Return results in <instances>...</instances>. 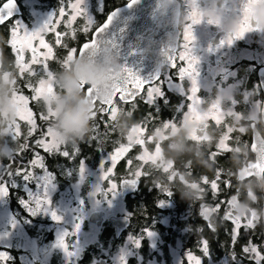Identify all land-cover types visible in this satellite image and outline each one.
<instances>
[{"label": "flooded vegetation", "instance_id": "flooded-vegetation-1", "mask_svg": "<svg viewBox=\"0 0 264 264\" xmlns=\"http://www.w3.org/2000/svg\"><path fill=\"white\" fill-rule=\"evenodd\" d=\"M4 2L6 0H0V6ZM14 2L20 13L0 26V37L2 34L7 36V28L18 20L27 23V29L35 31L33 20L37 19L44 25L49 19H42L44 13H49L50 17L55 14L58 16L59 9L64 6L59 4L63 2L62 0H14ZM129 2L131 0H84L82 8L84 19L91 22V29L95 30L105 23L108 25L102 33L105 44H99L101 52L94 60L115 59L118 71L119 68H128L137 76L145 72L146 59H158V65L164 61L157 80L163 96L156 99V105L162 98L163 101H167L166 98L173 97L176 103L172 111H175L177 120L180 121L182 110L188 105L187 96L192 85L187 78L182 81L177 79L178 70L170 66L168 55L175 54L183 44L184 29L190 23V13L195 9L201 18V23L192 27L195 38L193 55L198 60L197 95L200 96L198 98L201 100L203 114H209L215 106L218 111L224 113V120L219 127L210 122V127L203 132L202 145H195L192 139L186 138L183 129L179 131L183 132L188 143L194 144L195 149L191 153H186L185 159L171 160L162 156L164 166L166 160L176 161L178 175L174 182L169 183L166 174L155 171L151 166L145 171L152 174L138 180L137 188L125 196H121L122 189L118 186L115 194L117 198H113L111 193L107 192L106 182H102L99 191L102 189L105 192L106 203L99 210L90 213H80L84 205L71 198V193L67 195L63 193L65 185L70 186L73 179L65 177L62 155L42 153L44 169H36L33 178L29 180H25L23 176L6 179L5 176L9 170L12 172L15 165L12 169H6L4 176L0 178V184L5 185L7 191L5 214L0 213L4 214L0 215V233L8 231V243L0 241V255L7 259L0 264H121V256L124 257V264H184L188 253L201 257L203 264H232L230 257L232 225L222 219L227 206L223 205L219 213L210 214L209 222L216 228L214 232L208 229L207 222L200 215L202 204L211 206L230 198L232 194L235 195L237 202H231L228 208L230 214L241 220L250 217L257 222L254 230H241L234 250L236 264H241L239 260V257L243 256L241 246L249 239L260 245V250L264 252V187H262L264 176L241 178V171L248 167L251 159H254L246 142L250 143L255 131L264 138V0H255L250 6L248 0H160V8L167 17L172 15L177 17L173 20L167 18L162 22H154L145 27L141 22L129 21L128 15L119 11ZM45 4L49 5L40 7ZM245 6H249L248 22L253 30L245 33L240 39H233L231 45L222 44L221 41H226L240 30L242 23L240 11ZM110 16L111 21L108 22ZM65 23L66 17L59 26V31H66ZM83 24V19L75 22L76 39L73 41L65 37V43L79 48L90 39L91 31L85 38L79 31ZM68 31L70 33L71 30ZM46 38L49 43H54V36L48 35ZM104 39H101L102 43ZM5 40L7 39H0V50L3 51V56H0L2 65L0 73L6 72L4 63L7 67L14 65L11 51L4 45ZM104 47L108 49L102 51ZM56 53L62 60L65 50L56 49ZM26 59H30V53H26ZM77 59L63 69L60 68L59 62L55 63L57 76L62 72L73 71V63ZM177 65H180L178 60ZM148 66L153 65L149 63ZM12 68L15 70L14 66ZM118 71L113 73L109 68L107 77L114 76ZM76 83L77 88L85 96L80 88V82ZM136 103L139 107L134 115L129 117L127 113L119 114L114 125L141 122L144 118L142 107L145 103L139 98ZM119 106L131 109V105ZM97 119L102 120L100 117ZM94 122L101 123L98 120ZM201 123L203 122H198L196 126ZM221 125H237L238 128L232 131L233 146L237 144V140H241L244 141L246 150L243 155L239 150H231L230 153L218 157V162L214 163L208 159L207 153L210 149L215 150L219 136L226 134V129L220 131ZM197 129L196 127L195 131ZM32 154L23 153L25 161H28ZM187 161L192 162L191 176L187 175L184 167ZM0 162L8 164L9 158ZM217 167L225 170L218 196L214 197L210 188L205 185H201L207 189L205 193H202L200 188L190 187L191 183L204 175L209 179L214 178ZM42 175L53 179L52 183L47 182L52 185L53 192L46 193L49 201L46 207L60 205L63 208L65 203L67 207L74 206L77 209L75 213H69L68 209L66 211L55 209L54 212L59 217L58 222L52 219V208L45 211L44 207L37 213L34 207L36 194L33 189H38L36 180L38 181ZM122 178H128L124 160L119 163L115 172L116 180ZM226 179L232 180L231 189L223 186V180ZM157 182L168 188L171 196H165L162 191L155 188ZM27 187L31 195L25 191ZM8 188L16 190L17 197H9ZM44 194L41 192V196ZM62 197L67 200L62 202ZM25 201L28 203L24 204ZM110 201L112 207L108 206ZM128 204L135 206L131 209L126 207ZM118 206H123L124 211H118ZM113 217H125L129 221L126 229L118 236L115 233ZM76 224H79L78 231L75 229ZM146 231L152 235H145ZM65 233L67 252L57 244ZM203 239L208 242V254L204 258L198 250ZM132 240H139V247H135ZM33 244L37 247H33ZM242 264L250 262L245 258Z\"/></svg>", "mask_w": 264, "mask_h": 264}, {"label": "snow or ice", "instance_id": "snow-or-ice-1", "mask_svg": "<svg viewBox=\"0 0 264 264\" xmlns=\"http://www.w3.org/2000/svg\"><path fill=\"white\" fill-rule=\"evenodd\" d=\"M83 0H65V5L59 9V15L49 17L48 21L43 25L42 28L35 31H28L22 25L13 24L9 28V36L6 40L5 47L12 53L15 68V79L13 80V92L12 102L15 104L18 110L17 121L14 130L8 135L7 139L11 141H19L23 136L21 131V122L27 125V136L24 137L25 142L19 145L18 150L13 156H22L29 148L32 149V157L27 161V166L18 167L15 170V175L23 176L25 180L33 178L36 169H44L43 154H58L66 158L75 155L76 148L69 153L66 147L62 148L61 144L55 138L51 123L56 116V112L48 106V101L55 99L60 89L56 85V76L50 65L51 62H59L60 68H67L71 61L74 59H88L93 61L94 58L101 52L99 44L101 41L98 40L100 33L108 26L105 23L103 26L91 29V22L84 19L83 9L81 7ZM136 0H131V3H135ZM255 3V0H248V5ZM14 0H6L0 6V26L5 25L12 17L14 9ZM131 6V4L129 5ZM249 6H245L241 9L240 14L242 16V23L240 30L234 35L229 37L226 41L221 43L232 44L233 39H240L245 33L252 31V26L248 22ZM67 18V23L64 24L66 29L65 32L59 31V26ZM78 19H83L84 24L79 31L83 34H88L91 31L90 39L85 41L79 48L72 47L65 43V37L71 40L76 39L77 29L75 28V22ZM190 23L185 27L183 33V44L180 49L175 53H169L168 61L173 69L178 70V80H184L187 78L191 81L190 92L187 96L188 105L187 110L183 115L184 119H193L196 121H202L200 127L194 132L192 140L197 143L204 142L203 132L210 127V122L214 123L215 126L219 127L224 120V113L218 111L213 106L212 111L209 114H201L197 112L196 105L201 100L198 98V88L196 87L197 82V70L196 65L198 63L197 58L193 55V44L194 36L192 32L193 25L201 23V18L198 12L194 9L190 13ZM111 21V16L109 21ZM211 23V21H209ZM68 30H71L70 33ZM54 36V43H49L47 36ZM56 49H64L65 55L61 60L57 56ZM104 47L102 51L107 50ZM88 53V57L85 58V53ZM26 53H30V59H26ZM0 56H3V51L0 50ZM177 60L180 65H177ZM35 66V67H34ZM29 79L24 84H19L20 80H24L25 77ZM31 78H36V82L33 83ZM109 80L108 85L101 89L95 85L87 86L83 80L80 81V88L87 97L86 102L89 105V119L94 121L97 117L103 120L105 126V136L109 135L114 131V124L119 114L127 113L129 117L134 115L135 110L139 107L136 103L139 98L143 103L148 104L150 107L153 106L156 98L161 96V85L158 81L153 83H146L141 80L131 69L119 68V71L113 76L107 77ZM23 89H27L31 95H26ZM106 93V94H102ZM43 103L45 105V111L39 113V120L45 122V126L41 127L37 123V113L34 112L31 104ZM124 104L125 106L131 105V109L127 107L121 108L119 105ZM106 117V119H104ZM155 117L148 114L139 123H136L129 130V135L126 137L127 143H118L109 154L107 158V167L103 171L100 179L107 184V192L113 196L116 194L118 186L128 184L129 186H135L137 181L142 177H148L152 173L145 171L146 168L151 166L155 171H162L166 174L168 182L172 183L176 180L178 170L176 169V161H168L166 166L162 164V151L163 141L166 137L161 136L160 141L154 140L155 135H160L162 131L168 129L175 130L176 123L174 121L162 122L161 127L154 129V135H146L147 123L154 120ZM112 123H109V122ZM91 130L93 132L92 139H98L99 124H92ZM225 136L217 141L215 150H209L207 153L208 159L214 163L218 162V157L230 153L232 145L230 141L233 140L232 128L226 127ZM38 138L32 140L31 138L37 135ZM31 141V143H29ZM248 149L253 154L254 159L249 161L248 167H246L242 173L241 178H250L252 176H264V138H261V142H257V139L253 137L250 143L246 142ZM147 145H152L150 149ZM135 147H138L140 151L134 156L129 158V153L133 151ZM39 149L40 151H37ZM43 153V154H42ZM125 161V169L128 173V178H122L120 180L115 179V172L119 163ZM14 162V161H11ZM104 167V165H101ZM187 175L191 176L192 173V162L187 161L184 165ZM12 175L11 170L7 173ZM225 176V170L217 167L215 169L214 178L209 179L208 176L204 175L199 180L190 184L193 189L200 188L202 193H205L207 189L201 185L208 186L211 190V194L216 197L219 195L221 190V180ZM51 178L47 175L44 176V181L47 183ZM183 182V176L180 177ZM223 186L231 189L233 187L232 180H223ZM155 188L162 191L165 196H171V191L160 183H155ZM5 191V185L0 184V193ZM235 199V195L232 194L230 198L220 201L217 204L208 206L205 204L201 205L200 215L207 222L208 229L212 232L216 230L215 226L209 222V216L212 213H219L221 207L226 205V209L222 219L229 222L232 225L230 232V248L232 249L230 257L232 264H236L237 257L235 256V245L239 240L241 230L249 231L254 230L257 227V222H254L252 218L246 217L244 220L240 218H234L228 208L231 202ZM49 203L47 200V194L45 191L44 196L37 197L35 199V209L38 211L42 206H46ZM163 202H161V205ZM52 219L59 221V217L53 211L51 213ZM75 229L79 230V224H76ZM145 235L151 236L152 233L145 232ZM67 233H65L58 241V246L68 251V245L66 243ZM132 244L135 247H139V240H132ZM260 245L249 239L247 243L241 246V252L243 256L239 257L242 262L247 258L250 264H264V252L260 250ZM203 258L208 254V242L206 239L200 241V247L198 249ZM7 257L0 255V262H3ZM121 264H124V257L121 256ZM187 264H203L201 257L188 253L185 257ZM184 261V264H185Z\"/></svg>", "mask_w": 264, "mask_h": 264}, {"label": "rangeland", "instance_id": "rangeland-1", "mask_svg": "<svg viewBox=\"0 0 264 264\" xmlns=\"http://www.w3.org/2000/svg\"><path fill=\"white\" fill-rule=\"evenodd\" d=\"M62 1L63 2H61L59 4L60 5H65V0H62ZM29 4H30L29 6L32 7V4L31 3H29ZM48 5L47 4L40 5V7H46ZM83 5H84V0H83L82 5H81L82 8H84ZM32 12H33V10H32ZM49 17H50L49 13H44L43 16H42V19L49 18ZM15 24L22 25L26 30L31 31V30L26 28V27H28L27 23H24L21 20H18ZM32 25H34V27H35V28H33L34 30H39L43 26L42 23L39 22V20H37V19L32 21ZM7 29H8V35L6 36V35L2 34V36L0 37L1 40H4V39L8 38V36H9V28H7ZM88 34H86V35L82 34V36L85 38ZM4 43H6V40L4 41ZM49 63L51 65L52 70L55 73H57V70L54 67V64L57 63V62H51L50 61ZM0 66H2V65H0ZM12 66L13 65H11V67ZM11 67L8 68V69H5L6 72L0 73V86H3V88L5 89V92H4V95H3L2 99H3L4 103L6 104V107H0V137H2L4 139L5 138L7 139L8 135H10L11 132L14 130V127H15V124H16V121H17V116H18L17 107L12 102V92H13V88H14L13 80L15 79V75H14L15 70H13V68H11ZM57 78H58V76H56V85H57ZM28 79L29 78L26 76L24 80H20L19 81V84H21V85L24 84ZM31 79H32L33 83L36 82V78H31ZM76 86H77V83H76ZM57 88L60 89V91L57 93V95H64L68 91L65 88H59V87H57ZM23 91H24V93L26 95H31V93H29L27 89H23ZM162 96H163V94H162V91H161V97ZM198 97H200V96H198ZM156 99H155L154 104H153L155 108H157V106H158V105H156ZM31 107L33 108L34 112H35V109L37 107H38L39 113L42 112V111H45V105L42 102L41 103L33 102L31 104ZM186 110H187V107H185V109L182 110L183 114L181 116L180 121L177 120L175 122L176 123L175 130L168 129L167 131H162V133L160 135H155L153 137L154 140L160 141L161 140V136H164V137H166L164 139V141H170L176 135H178V133H179V131L181 129H183L185 131L186 138L192 139V136H193V134L195 132V129L197 127L196 126L197 123L198 122H202V121H196V120H193L191 118L190 119H184L183 115L186 112ZM196 110H197V112H199L201 114L204 113L200 103L198 105H196ZM39 113H37V121H39L38 125H40L41 127H44L45 126V122L39 120ZM145 117H146V115L144 116V118ZM144 118H143V120H144ZM96 120L101 121L99 119H96ZM166 121H168V120H165V121H162V122H166ZM145 122L150 123L152 121H150V122L145 121ZM162 122L158 123L157 127H161L162 126ZM92 124H96V123L94 121H90V119H89L88 128H87L86 134L84 135V137L87 136L86 139H84V137H83L82 140H78L75 143H66V144L65 143H61V142L58 141L62 145L61 146L62 148H64V147L67 148L69 153H72L74 148H76L75 155L70 156L69 158H66V157L63 156L64 160H65V162L67 164H70V163H72L75 160L78 161L76 167L73 170H71V171L65 170L66 179L72 178L73 180H72V184L70 186L69 185H65V190H63V193H65V195H67L68 193H71V198L72 197L75 198L77 203L84 205L82 207L81 211H79L80 213H90L92 211L99 210L101 208V206H103L99 202L98 195H99V185L102 184V182H104V181H102L100 179V177L103 174V171L105 170V168L107 167L108 154L115 147L118 146V143H127L126 137H127V135H129V130L133 126V125H130L128 128H126L125 133L123 134L124 137H125L124 141L121 142L122 138L118 139L116 144L111 145V147H112L111 150H108V151L106 150L105 151V148H104V153H102V152L99 153L97 161L92 163V162H88L87 158L82 156L81 153H77L78 150L80 151L79 146H80L81 142H88L89 144H92V145L95 144V142L97 143L96 140L92 139V136H93V132L91 130ZM21 125H22L21 131L23 133V136L21 137V139L23 140V143H24L25 142L24 137L27 136V125L24 124L23 122H21ZM103 125H104V123H103ZM119 127H121V130L118 131V134H122V132L124 131L123 129L125 128V123L121 124V125H114V131H115V129H119ZM226 127L232 128L233 131L238 128L237 125H229V126L228 125H221V130L220 131L226 129ZM104 129L105 128H103L102 134L105 133ZM241 130H243V128ZM113 132H111L106 137H108V138L109 137L110 138L113 137L112 136ZM37 133H38L37 135L39 136V132H37ZM98 135H100V134L98 133ZM151 135H154V130H153V133ZM151 135H149V136H151ZM38 136H37V138H38ZM224 136H225V133H223V135H220L219 138H218V141L221 140ZM102 137L105 138V134ZM33 138H35V136L31 138L32 140H35ZM97 140L99 141V139H97ZM9 141L14 144L15 149H11L10 146L8 144H6V143H3V145L0 147V156H5V157L9 158L8 164L0 162V178L2 176H4V173H5L6 169H8V170L12 169V167L15 165V168L12 170L13 174L12 175H8L7 174L5 176L6 179L8 177H11V178L12 177L13 178L16 177L17 175H15L14 173H15V170L18 167H21V166L26 167L27 166V161H25V158H24L23 155L22 156H13V154L16 152V150H18L19 145H20L18 142L21 141V140H19V141H11V140H9ZM205 141H206V139H205ZM178 142H179V140H176V141L170 142V144L172 146H174L175 148H178V149L181 148V150H183V147H181ZM192 142L195 145H202L203 144V142L202 143H197V142H194V141H192ZM29 143H31V141H29ZM106 143H107V139H106ZM230 144L232 145V149L231 150H234V151H238L239 150L241 155H243L245 153L246 145L244 144V141L237 140V144H235L233 146L234 142L231 140ZM37 150L40 151L39 149H37ZM139 151H140V149H139ZM139 151H137V152H139ZM162 156H163V154H162ZM11 161H14V162H11ZM167 162H168V160H166L165 165L167 164ZM101 165H104V167H101ZM52 181H53V179L51 178L49 180V182L52 183ZM14 184L16 185V183H14ZM36 184H37L36 187L38 189L37 190H36V188L33 189V192L36 194V196H35L36 198L41 196V192L45 193V191H46L47 194H49V193L51 194L53 192L52 185L45 183L43 175L40 176L38 181L36 180ZM25 191H27V193L30 194L28 187L25 189ZM6 194H7L6 189H5V191L3 193H0V213H4V214H5V212H4V204H5ZM65 197L61 198L62 202H65L67 200ZM112 197L113 198H117L116 195H114V196L112 195ZM235 202H237V201L234 199L233 203H235ZM27 203H28V201L24 202V204H27ZM64 205H65V207H63V208L60 205L59 206H48V207H46L47 205L46 206H42L41 209L39 210V212L42 211L44 209V207H46L45 211H49L50 208H52L53 211L55 209H62L64 211H66L68 209V210H70L69 213H71V212L75 213L77 211V209L74 206L67 207V205L65 203H64ZM111 205H112V201L109 202L108 206L112 207ZM166 206H168V205H166ZM117 210L120 211V212H123L124 211L123 210V206H118ZM39 212L37 211V213H39ZM31 213L34 214V215H37V213H34V212H31ZM4 214H0V215L3 216ZM1 224H2V222H1ZM0 241H4L5 243H8V231L7 230H5L4 232L0 233ZM35 246L36 245L33 244V247H35ZM122 249H125V248H122Z\"/></svg>", "mask_w": 264, "mask_h": 264}, {"label": "clouds", "instance_id": "clouds-1", "mask_svg": "<svg viewBox=\"0 0 264 264\" xmlns=\"http://www.w3.org/2000/svg\"><path fill=\"white\" fill-rule=\"evenodd\" d=\"M109 68L113 73L118 71V64L115 59L108 58L106 61L95 65L77 59L73 63V71L59 74L57 87L65 88L68 91L66 94L57 95L55 99L48 101V106L56 112L51 127L57 141L66 144L83 139L88 128L89 105L86 102V97L77 88L76 81L84 79L89 84H95L104 89L109 83L106 78ZM4 92L3 86H0V107H6L2 99ZM6 158L0 156V160Z\"/></svg>", "mask_w": 264, "mask_h": 264}, {"label": "trees", "instance_id": "trees-1", "mask_svg": "<svg viewBox=\"0 0 264 264\" xmlns=\"http://www.w3.org/2000/svg\"><path fill=\"white\" fill-rule=\"evenodd\" d=\"M8 59V58H7ZM4 69H8L10 67H7V64L4 63L3 64ZM12 68V67H11ZM170 96V95H169ZM167 101H163V98L159 101V104L157 106V108L153 106H149L148 104H144V106L142 107V112L144 114V116L146 115V117L148 116V114H151L152 116L155 117L154 120H151L152 122L147 123V133L146 135H151L153 133V130L155 128H157V124L168 120V121H174L176 122L177 120V115L175 114V111L173 110L174 104L176 103V100L173 99V97H168L166 98ZM36 113H39L38 107L35 109ZM177 116V117H176ZM39 121H37L38 123ZM101 123H97L99 124V134L98 135V140L97 143L95 142V144H89L88 142H81L80 143V151L78 150L77 153H81L82 156L86 157L88 162H96L97 158L99 156V153H104V148L105 151L107 150H111V145L116 144V142L118 141V139H121V142L123 141L124 138V133L126 128H128L130 125L132 124H136L134 122L131 123H125V128L123 129L124 131L122 132V134H118V131L121 130V127H119V129H115V131L113 132L112 136L113 137H106L103 138L102 136H104V134H102L103 132V120L100 121ZM138 123V122H137ZM105 130V129H104ZM38 134V133H37ZM87 136L84 137V139H86ZM117 138V139H116ZM35 139V138H33ZM106 139H107V143H106ZM21 141H19V144L23 143V140L20 138ZM179 140V144L181 147H183V150L175 148L174 146H172L170 144V142L172 141H176ZM3 143H6L10 146L11 149H15V146L13 143H11L8 139H4L2 137H0V147L3 145ZM150 149L152 148V145H147ZM30 149V150H29ZM26 152L24 153H33L32 149L29 148ZM195 149L194 144L192 143H188V141L185 140L184 136H183V132L178 133V135H176L173 139H171L170 141H164L163 142V155L166 159H185L186 158V153H191L193 150ZM37 150V149H36ZM38 151V150H37ZM137 151H139L138 147H135L133 149V151L131 153H129V158H134V156L138 153ZM77 160L73 161L70 164H67L64 160L63 166L65 167V170L67 171H71L73 170L76 165H77ZM121 165V164H120ZM15 191L13 189L8 188V196L9 197H17L15 195ZM9 193H11L9 195ZM135 205H130L128 204L126 207L133 209Z\"/></svg>", "mask_w": 264, "mask_h": 264}, {"label": "water", "instance_id": "water-1", "mask_svg": "<svg viewBox=\"0 0 264 264\" xmlns=\"http://www.w3.org/2000/svg\"><path fill=\"white\" fill-rule=\"evenodd\" d=\"M130 4H131V6H129ZM14 5L15 6H14V9H13V12H12V16L18 15L20 13L19 8H18V6H17V4L15 2H14ZM160 6H161L160 0H136L135 3L129 2L128 4H126L119 11H123L125 14H127L128 18H129L128 19L129 21L141 22V23L146 24V25L152 24L154 22H162V21L167 20V18H170V19L172 18V20H173V19H175L177 17L175 15L167 17V14L160 8ZM177 15H178V12H177ZM133 18H135V19L133 20ZM146 25H144V27ZM102 33H100V35L98 37V40L100 39V41H101V39L105 38ZM100 44L104 45L105 44V39H104V43L101 42ZM87 57H88V53L86 52L85 53V58H87ZM80 60L84 61L85 63L93 64V65L102 62V61H95V60L90 61L88 59H80ZM146 63H148L147 59H146ZM163 64H165L164 61L160 65H158V63H157L156 64L157 66L155 65L154 69H152L151 67L147 68L148 66H146L144 74L143 75L140 74L141 76L139 75L138 77L141 80L145 81L146 83L156 82L158 80L159 76H160V69H161V66ZM81 80H83L85 84H89L84 79H79L77 81L80 82ZM89 85L92 86V85H95V84H89ZM95 86H97V85H95ZM86 99H87V97H86ZM263 114H264V109H263ZM199 127H200V125L197 126V128H199ZM253 137H255L257 139L258 143L261 142V136L258 134V132L255 131L254 134H253ZM137 184H138V182L136 183V185L134 187L133 186H129L128 184L122 185L121 186V189H122L121 196H125V195L130 194L131 192H133L137 188ZM99 202L102 205L106 203V194H105V192L102 189H100V191H99ZM112 221H114V223H115V233H116L117 236L123 230L126 229V227L128 226V223H129L128 219L125 218V217H113Z\"/></svg>", "mask_w": 264, "mask_h": 264}, {"label": "bare ground", "instance_id": "bare-ground-1", "mask_svg": "<svg viewBox=\"0 0 264 264\" xmlns=\"http://www.w3.org/2000/svg\"><path fill=\"white\" fill-rule=\"evenodd\" d=\"M161 13V12H160ZM163 13V12H162ZM160 21V20H159ZM146 25V24H145ZM148 60V59H147ZM158 61V59H151V60H148V63H146V66H148V64L150 63L151 65H153V66H151V68L152 69H154L155 68V65L158 63L157 62ZM146 62V61H145ZM146 66H145V68H146ZM157 66V65H156ZM147 68H149V66L147 67ZM155 71V70H154ZM149 72V71H148ZM144 74V73H143ZM142 74V75H143ZM141 76V75H140ZM118 223V222H117Z\"/></svg>", "mask_w": 264, "mask_h": 264}]
</instances>
